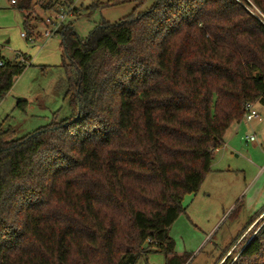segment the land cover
<instances>
[{"label":"trees","instance_id":"trees-1","mask_svg":"<svg viewBox=\"0 0 264 264\" xmlns=\"http://www.w3.org/2000/svg\"><path fill=\"white\" fill-rule=\"evenodd\" d=\"M14 2L30 38L33 0ZM145 2L91 5L136 9L84 40L63 25L70 117L17 140L0 132V264L189 259L169 236L184 197L198 192L244 105L264 111V26L248 11L264 17V0H154L136 13ZM60 4L73 0L39 7L54 16ZM0 60L1 101L26 64ZM262 214L242 233L261 221L252 239L240 246L241 234L217 264H264Z\"/></svg>","mask_w":264,"mask_h":264},{"label":"rangeland","instance_id":"rangeland-1","mask_svg":"<svg viewBox=\"0 0 264 264\" xmlns=\"http://www.w3.org/2000/svg\"><path fill=\"white\" fill-rule=\"evenodd\" d=\"M42 1L33 0L30 28L33 25V37L37 40L30 41L21 36L28 34L23 14L10 5V0H0V54L7 60L26 58L27 61L24 72L0 101V132L11 130L13 140L70 117L68 101L64 98L66 76L61 68L60 37L41 39V22L48 16L39 7ZM106 2L75 3L77 15L69 17L67 23L73 25L80 39H86L99 23H118L136 9L135 3H128L103 6L90 12L91 5ZM153 3L154 0H146L136 13L147 11ZM257 110L261 120L236 126L237 132L228 136L230 143L227 145L224 141L214 153L211 169L198 192L183 199L185 210L170 227L169 236L174 242L175 254L190 255L184 264H217L226 255L224 261L250 219L264 207V111L259 106ZM250 134L255 137L254 143L245 141ZM260 222L242 234L245 238L238 239L240 246L252 239ZM136 264H165V255L152 252Z\"/></svg>","mask_w":264,"mask_h":264},{"label":"built area","instance_id":"built-area-1","mask_svg":"<svg viewBox=\"0 0 264 264\" xmlns=\"http://www.w3.org/2000/svg\"><path fill=\"white\" fill-rule=\"evenodd\" d=\"M77 1H81V0H73V4L71 5H63L60 4L59 6V12L54 15V16H46L43 21H42V25H43V30L41 33V39H50L52 37H56L57 32L59 31V29L65 25L68 24L67 20L69 17H73L75 16V3ZM15 2L14 0H10V5H13ZM248 11L255 17L257 18V20H259L263 26H264V17H262L257 10L253 9H248ZM261 17V18H260ZM23 38H26L27 40L33 41V40H37L35 38V36L33 37V34L30 38H28V36L26 34H22L21 35ZM18 61L22 64H26L27 65V61L20 58L18 59ZM2 65V61L0 60V66ZM257 106H259L256 103H246L244 105V115H243V120L242 122L244 124L247 125V123L253 121V120H261V117L259 115V112L257 110ZM259 108L261 110H263L262 106H259ZM245 141L246 143H254L255 142V137L254 135L250 134L249 136L245 137Z\"/></svg>","mask_w":264,"mask_h":264},{"label":"crops","instance_id":"crops-1","mask_svg":"<svg viewBox=\"0 0 264 264\" xmlns=\"http://www.w3.org/2000/svg\"><path fill=\"white\" fill-rule=\"evenodd\" d=\"M43 40V39H42ZM24 59H26V58H24ZM238 125V124H237ZM237 125H232L228 130H227V132H226V134H225V137H224V141H227L226 143H227V145L230 143V139H228V136H229V134H231L232 132H237V128L238 127H236ZM232 128V129H231ZM246 128H247V126H246ZM231 129V130H230ZM230 130V131H229ZM260 218V217H259ZM258 218V219H259Z\"/></svg>","mask_w":264,"mask_h":264}]
</instances>
